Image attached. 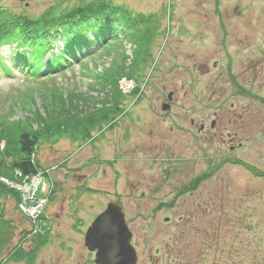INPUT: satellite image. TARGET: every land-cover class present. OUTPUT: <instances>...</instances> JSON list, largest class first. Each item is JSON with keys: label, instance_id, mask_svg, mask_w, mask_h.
I'll return each mask as SVG.
<instances>
[{"label": "rangeland", "instance_id": "obj_1", "mask_svg": "<svg viewBox=\"0 0 264 264\" xmlns=\"http://www.w3.org/2000/svg\"><path fill=\"white\" fill-rule=\"evenodd\" d=\"M85 9L101 11L86 12L85 49L52 71L61 24L72 34L81 23L66 16ZM0 12L5 26L11 15L54 29L32 69L16 43L0 47V169L21 131L36 135L45 202L32 222L19 192L0 188V264H81L80 226L113 200L138 264H264V0H0ZM124 13L112 45H95L91 24ZM98 76H114L120 98ZM168 93V117L150 115ZM103 109L83 136L79 123ZM190 120L215 121L211 139Z\"/></svg>", "mask_w": 264, "mask_h": 264}, {"label": "trees", "instance_id": "obj_2", "mask_svg": "<svg viewBox=\"0 0 264 264\" xmlns=\"http://www.w3.org/2000/svg\"><path fill=\"white\" fill-rule=\"evenodd\" d=\"M118 10V9H117ZM121 10V9H120ZM118 10V11H120ZM86 12H92L94 13V15H100L101 11L99 10H89L86 11L85 10H80L77 12H72L71 14L67 15L66 19L69 20H77V23L80 22V26L76 27V28H72L73 32L72 34L67 33V27H66V22H64L63 24H61L63 26V28H60V36H62L63 40H64V47L62 49V54L60 53L61 56H58L57 59H55V61L53 60L52 62H48L47 64V68H52V71L57 70L58 68H62L65 65V62H70V60H74V58H71L72 54H74V56L76 57L77 60H79L77 57L80 55V53H82L83 49H85L84 46H86V41H87V37L84 34V27L82 25L83 20L85 21H89L90 16L89 14H86ZM121 12H123L122 10L120 12H118L119 14H121ZM129 15V14H128ZM126 13H124L123 15L119 16L118 14L116 15V21L114 22L113 25L109 24V23H103V24H95L92 25L90 29H92L93 31V42L95 45H102V46H111L112 42L114 40V34L117 29L116 26H120L121 29L122 28H126V24H127V19H125V17L127 18L128 16ZM3 16V12H0V18ZM129 18L130 15H129ZM7 21H11L10 24H7L5 26V24L0 23V47L7 45V44H12V43H16L17 44V48H20L21 51H25L24 53L18 52L16 53L14 59L16 61V63L19 62H25L24 65L25 67L27 66L28 69H32L34 68V65L40 61V59L44 56L45 52L48 50V44H51V39H50V34L53 33V30L51 31L49 28H44L43 26H47V24L45 23V25H40L38 24V22L34 21L32 23V27L27 26L29 23H31L30 20L28 19H24V18H15L14 16H8L7 17ZM48 20L50 21H55L54 19H50L48 18ZM130 20V19H129ZM49 21V22H50ZM44 22V21H43ZM48 22V21H45ZM70 23V22H69ZM67 22V24H69ZM71 24V23H70ZM71 27V26H70ZM80 28V29H79ZM78 30L82 31V36H78L79 34L77 33ZM144 36V35H143ZM138 39V36H137ZM140 39L138 40V46L140 47L142 45V43H139ZM53 42V41H52ZM82 44H84V46H82ZM142 47V46H141ZM140 47V49H141ZM87 50H89L90 48L87 46L86 48ZM29 57V58H28ZM55 58V57H54ZM81 58V57H79ZM31 59V61H30ZM81 61V60H80ZM0 63H1V71L4 72L5 74H9L10 69L7 68L6 66H4L3 64V60H1L0 58ZM15 63V62H14ZM5 69H4V68ZM32 72V70L30 71ZM38 73V72H37ZM99 77V76H98ZM112 77V76H111ZM109 77H102L100 76L99 78L102 80V82L107 85L109 84V90H111V92L114 94L113 98H111L112 100L116 101L118 98H120V93L118 92V89L116 87V80L115 77L111 78ZM112 93L110 95H112ZM111 102V101H110ZM111 105H113V103H110ZM106 109V108H105ZM103 109L102 112H99V114H88V116H85V118L82 120L81 123H79L78 126H80V128L82 127L83 129V136H85L86 132L89 131L91 126H94V124H101L102 122H104V116L106 114H108V111ZM39 117L38 115H36L35 119L38 120ZM98 124V125H99ZM46 128L50 129L47 125H45ZM56 127V125H55ZM61 125H58L55 130L57 129H67L66 123L63 122V126L61 127ZM53 130V129H50ZM0 131H2V129L0 128ZM3 139V133H0V142ZM37 145V136L28 132V131H21L20 134L17 136V141L15 143V147H13V149H11V153L8 150L10 147H6L4 148V154L7 156L9 155L10 158V163L7 167V169L1 168L0 169V175L3 176V178L10 180L11 178H13V174L14 172H19L22 176H34L37 173H40V168L37 164V162L34 160V149ZM7 150V151H6ZM0 188H6L4 185L0 184ZM8 192H14L11 189L6 188ZM11 190V191H10ZM15 196L17 197V194L14 192ZM16 199V198H15ZM18 199V198H17ZM6 237L4 235H2L0 233V250H2L3 248V244L6 242ZM15 259H20L22 257H24V255H22L21 252H18L17 254L13 255ZM18 257V258H17ZM32 256L31 254H29L28 258H26L28 260V262L30 263L32 260Z\"/></svg>", "mask_w": 264, "mask_h": 264}, {"label": "water", "instance_id": "obj_3", "mask_svg": "<svg viewBox=\"0 0 264 264\" xmlns=\"http://www.w3.org/2000/svg\"><path fill=\"white\" fill-rule=\"evenodd\" d=\"M104 220L109 221L110 231H103ZM130 241L131 233L124 221L121 205L116 201L108 204L94 220L85 234L84 244L89 250H97L95 264H135L136 254Z\"/></svg>", "mask_w": 264, "mask_h": 264}, {"label": "built area", "instance_id": "obj_4", "mask_svg": "<svg viewBox=\"0 0 264 264\" xmlns=\"http://www.w3.org/2000/svg\"><path fill=\"white\" fill-rule=\"evenodd\" d=\"M124 83L123 88L127 89L126 82L120 81V84ZM17 181L0 178V182L7 188L19 192L20 202L19 209L22 214L29 220L34 221L44 206V200L41 197L38 198V191L43 183L42 173H37L34 176H22L19 172H15Z\"/></svg>", "mask_w": 264, "mask_h": 264}, {"label": "flooded vegetation", "instance_id": "obj_5", "mask_svg": "<svg viewBox=\"0 0 264 264\" xmlns=\"http://www.w3.org/2000/svg\"><path fill=\"white\" fill-rule=\"evenodd\" d=\"M213 67H215V64L213 65ZM165 99H166V102H164L161 105L160 110L151 109L150 110V115H154L155 118L160 117L161 120H164V119H166V117H168L169 113L172 111V109H171V104H172V101H173L172 93H168L166 95V98ZM159 111H161V112H159ZM124 114H126V112ZM189 124L190 125H189V128L188 129H192L199 136L202 135V137H203L204 140L211 139V132L213 131V129L215 127V121H210L209 122L208 129L206 128V123L205 122H201L200 124H196L192 120H190V123ZM173 127H176V126H173ZM170 130H172V128H170ZM228 137H230V136H228ZM232 139L233 138L229 139V141H231V143H232ZM231 143H230V145H231ZM232 149H233V146H230V150L231 151H232ZM116 201L117 200H113V201L107 203L106 206L108 204H110L112 202H116ZM117 202H119V201H117ZM95 218H96V216L94 217V219ZM94 219L90 220L89 222H85V224L82 223V225L80 226V227H82V230H81V232H79V234L80 235L82 234L81 235V238H82L81 245H82V248H83V253L85 254V257H84L83 261L81 262V264H95L97 250L96 249L95 250H89V248H87L85 246V244H84L85 234H86L87 230L94 223ZM102 223L104 225V228H103L104 230L103 231H110L111 228L109 226V221L104 220ZM74 227L72 226L70 228L73 229ZM127 228H128V226H127ZM129 231H130V229H129ZM130 233H131V231H130ZM130 244L134 248L133 243H132V233H131V241H130ZM134 251H135V248H134ZM135 254H136V262H135V264H138L136 251H135Z\"/></svg>", "mask_w": 264, "mask_h": 264}]
</instances>
